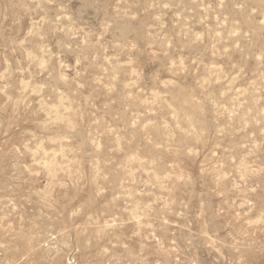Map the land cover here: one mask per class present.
<instances>
[{"label": "rangeland", "instance_id": "obj_1", "mask_svg": "<svg viewBox=\"0 0 264 264\" xmlns=\"http://www.w3.org/2000/svg\"><path fill=\"white\" fill-rule=\"evenodd\" d=\"M0 264H264V0H0Z\"/></svg>", "mask_w": 264, "mask_h": 264}]
</instances>
